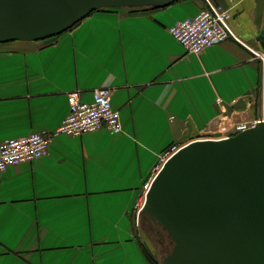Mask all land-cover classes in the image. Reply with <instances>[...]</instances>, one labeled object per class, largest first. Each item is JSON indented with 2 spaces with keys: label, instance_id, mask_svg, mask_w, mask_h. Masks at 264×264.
Wrapping results in <instances>:
<instances>
[{
  "label": "crops",
  "instance_id": "crops-1",
  "mask_svg": "<svg viewBox=\"0 0 264 264\" xmlns=\"http://www.w3.org/2000/svg\"><path fill=\"white\" fill-rule=\"evenodd\" d=\"M209 1L230 10L240 42L188 53L169 28L206 1L178 0L101 9L60 35L0 43V141L52 135L71 94L90 102L100 88L113 90L123 125L52 135L45 156L0 171V264H156L136 204L167 153L264 117V0Z\"/></svg>",
  "mask_w": 264,
  "mask_h": 264
},
{
  "label": "water",
  "instance_id": "water-1",
  "mask_svg": "<svg viewBox=\"0 0 264 264\" xmlns=\"http://www.w3.org/2000/svg\"><path fill=\"white\" fill-rule=\"evenodd\" d=\"M176 1L0 0V43L60 35L101 9ZM259 40L264 48V32ZM142 212L169 236L164 264H264V118L179 147L152 178Z\"/></svg>",
  "mask_w": 264,
  "mask_h": 264
},
{
  "label": "built area",
  "instance_id": "built-area-1",
  "mask_svg": "<svg viewBox=\"0 0 264 264\" xmlns=\"http://www.w3.org/2000/svg\"><path fill=\"white\" fill-rule=\"evenodd\" d=\"M230 18L229 9L221 5H213L208 0L196 15L177 21L169 28V31L188 53L199 54L206 48L229 38L239 41L230 27ZM256 55L264 61V54L257 53ZM112 94L113 90L110 88L95 89L90 102L81 100L76 94H71L69 113L52 135L80 136L86 132L104 128L112 134L121 133L123 131L121 113L112 106ZM258 121L259 119H254L235 124L230 128L232 130L235 128L231 135L253 127ZM228 130L229 128L223 129L225 132ZM52 135L33 132L0 141V171L11 165L37 160L45 156L49 151ZM178 148L173 146L167 153V158ZM149 186L150 183L145 185L146 192ZM144 201L138 202L136 207L141 210Z\"/></svg>",
  "mask_w": 264,
  "mask_h": 264
},
{
  "label": "rangeland",
  "instance_id": "rangeland-1",
  "mask_svg": "<svg viewBox=\"0 0 264 264\" xmlns=\"http://www.w3.org/2000/svg\"><path fill=\"white\" fill-rule=\"evenodd\" d=\"M224 128H227V126L224 125L222 131H220L221 133H219L223 137L228 136V134L231 135L235 131V128L233 130L229 128L225 132L223 131ZM136 227V232L143 240L146 252L158 264H164L163 258L171 249L168 234L159 225L155 224L146 213L139 214Z\"/></svg>",
  "mask_w": 264,
  "mask_h": 264
},
{
  "label": "trees",
  "instance_id": "trees-1",
  "mask_svg": "<svg viewBox=\"0 0 264 264\" xmlns=\"http://www.w3.org/2000/svg\"><path fill=\"white\" fill-rule=\"evenodd\" d=\"M77 24V23H76ZM75 24V25H76ZM147 254H148V252H147ZM148 256L150 257V259L153 261V262H155L156 264H158L156 261H154V259H152V257L148 254Z\"/></svg>",
  "mask_w": 264,
  "mask_h": 264
},
{
  "label": "bare ground",
  "instance_id": "bare-ground-1",
  "mask_svg": "<svg viewBox=\"0 0 264 264\" xmlns=\"http://www.w3.org/2000/svg\"><path fill=\"white\" fill-rule=\"evenodd\" d=\"M164 163V162H163Z\"/></svg>",
  "mask_w": 264,
  "mask_h": 264
}]
</instances>
